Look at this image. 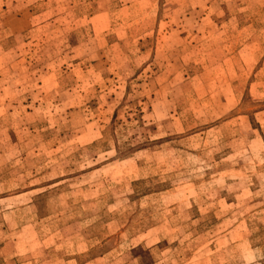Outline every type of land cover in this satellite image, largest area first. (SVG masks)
Segmentation results:
<instances>
[{
  "label": "rangeland",
  "instance_id": "1",
  "mask_svg": "<svg viewBox=\"0 0 264 264\" xmlns=\"http://www.w3.org/2000/svg\"><path fill=\"white\" fill-rule=\"evenodd\" d=\"M264 264V0H0V264Z\"/></svg>",
  "mask_w": 264,
  "mask_h": 264
},
{
  "label": "crops",
  "instance_id": "2",
  "mask_svg": "<svg viewBox=\"0 0 264 264\" xmlns=\"http://www.w3.org/2000/svg\"><path fill=\"white\" fill-rule=\"evenodd\" d=\"M22 264H25V263H22ZM32 264V263H30ZM33 264H39L38 260H35V262Z\"/></svg>",
  "mask_w": 264,
  "mask_h": 264
}]
</instances>
